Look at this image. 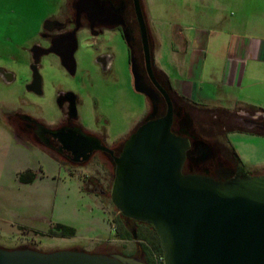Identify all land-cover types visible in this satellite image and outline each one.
Segmentation results:
<instances>
[{
  "label": "rangeland",
  "instance_id": "374dc122",
  "mask_svg": "<svg viewBox=\"0 0 264 264\" xmlns=\"http://www.w3.org/2000/svg\"><path fill=\"white\" fill-rule=\"evenodd\" d=\"M64 1L0 0V68L10 70L14 77L7 81L0 74V246L42 251H128L138 238L117 236L113 221L120 213L111 198L115 166L110 159L98 153L85 164H73L64 154L35 139L18 117L28 113L55 125L65 111L59 97L72 90L80 100L83 125L105 132L112 142L131 133L152 110L146 94L134 88L129 46L118 32L107 33L100 40L81 33L74 74L55 54L43 55L39 62L42 92L29 88L34 73L33 47L38 42L46 44L40 35L44 21ZM178 3L180 0H141L143 11L144 7L150 9L154 16H159L161 8L172 10ZM191 109L197 110L194 106ZM197 112V125L202 126L205 114L201 109ZM240 115L244 117L242 123L264 127V113L249 115L242 110ZM205 123L208 134L215 124L210 120ZM206 136L195 141L206 150L205 155L190 156L196 163L218 152ZM229 138L248 161L256 163L264 158V135L235 131ZM248 166L256 174L264 172L257 164ZM28 170L36 177L21 181L20 173ZM58 223L75 227L76 233L52 234L50 229ZM141 239L153 240L149 236Z\"/></svg>",
  "mask_w": 264,
  "mask_h": 264
},
{
  "label": "water",
  "instance_id": "95a60500",
  "mask_svg": "<svg viewBox=\"0 0 264 264\" xmlns=\"http://www.w3.org/2000/svg\"><path fill=\"white\" fill-rule=\"evenodd\" d=\"M149 75L164 95L162 116L142 122L125 141L120 154L79 127L53 131L75 160L89 159L94 150L113 154L116 164L111 198L125 215L152 224L159 235L164 264H264V172L226 180L202 173H185L192 141L173 130L175 107L152 69L148 27L141 0H134ZM49 48L35 45L33 80L41 93L39 62ZM63 64L67 66L64 61ZM135 90L150 95L131 55ZM75 69L71 72L74 73ZM255 122V120H251ZM0 264H142L119 253L69 248L42 251L0 246Z\"/></svg>",
  "mask_w": 264,
  "mask_h": 264
},
{
  "label": "crops",
  "instance_id": "0c3cea01",
  "mask_svg": "<svg viewBox=\"0 0 264 264\" xmlns=\"http://www.w3.org/2000/svg\"><path fill=\"white\" fill-rule=\"evenodd\" d=\"M180 2L161 8L159 16L144 7L154 60L176 91L202 106L264 108V0ZM237 151L264 171V158L255 163Z\"/></svg>",
  "mask_w": 264,
  "mask_h": 264
},
{
  "label": "flooded vegetation",
  "instance_id": "af4514ba",
  "mask_svg": "<svg viewBox=\"0 0 264 264\" xmlns=\"http://www.w3.org/2000/svg\"><path fill=\"white\" fill-rule=\"evenodd\" d=\"M64 2L65 3H60L57 9L50 13L49 17L44 21V29L41 31L40 35L41 38L46 41V44L38 42L35 45L49 48L51 51L47 54H55L60 58L62 64L65 61L67 64V66L63 64L65 68L71 74H74L77 70L76 54L80 47L81 33L85 32V34H89L88 37L94 38V40L102 39L107 33H120L129 46L130 62L131 55L134 54L141 81L150 92V95L144 94H146L151 101L153 107L150 114L143 122L153 117L152 113L155 105L158 108L155 117L162 116L164 114V107L167 104L164 95L151 79L146 67L144 45L134 0H65ZM148 34L152 54L153 73L157 81L161 84L157 78L158 66L153 57V36L149 27ZM43 55L45 54H42L41 57ZM109 55L110 53H108L107 57L109 61H111V56ZM141 55H143V61L141 60ZM72 69H75L74 73L71 72ZM0 71H2L6 77L13 78L12 74L5 69L0 68ZM79 103L80 100L75 91L70 90L62 93L59 97V104L63 106L65 110L64 116L55 125L45 123L40 118L34 117L28 113H19L18 117L23 120L24 129L29 131L35 139L40 140L52 150L64 154L73 164H85L96 154L102 153L110 159L116 168L113 154L102 149L94 150L89 159L75 160V154L62 146V143L53 131L58 129H65L67 131L68 128L79 127L86 133L100 138L104 145L113 149L114 155H118L122 152L125 141L138 126L131 133L127 132L128 134L126 133V136H122L123 138L121 137L118 140L109 142L105 132L95 131L83 125L79 116ZM174 107V130L177 133H184L187 131L186 135H188L192 141L191 156L196 157L205 155L206 150L203 146L195 142L197 138L200 140L199 137L202 135L198 130L196 121V119H198V107L194 106L197 110L191 109V105H187L185 101L175 102ZM210 146L214 151L218 152L205 162L196 163L193 161L191 170L221 180L237 176L235 162L230 157L223 155L217 145L210 142ZM122 223L125 228L131 231L132 236L138 238V241L133 249L116 253L134 257L142 264H154L155 252H152L148 244L141 239V237L149 236L154 242L160 243L159 235L154 226L148 222L128 216L122 217ZM103 253L113 252L104 251Z\"/></svg>",
  "mask_w": 264,
  "mask_h": 264
},
{
  "label": "trees",
  "instance_id": "16d2710c",
  "mask_svg": "<svg viewBox=\"0 0 264 264\" xmlns=\"http://www.w3.org/2000/svg\"><path fill=\"white\" fill-rule=\"evenodd\" d=\"M158 80L161 82L163 87L168 91L170 94L173 103L185 101L187 105L196 106L202 110L205 114V118L202 122L204 124L202 126H198L199 132L202 134L201 136L206 138L213 144L217 145L221 153L225 156L230 157L236 165L237 175L239 176H251L256 174L249 168L247 163L243 160L240 156L239 152L237 151L236 147L232 143L229 138V134L231 132L239 131V132H251L255 134L264 135V127L259 125H249L242 123L240 120L243 119V116H239V112L244 110L249 115H255L256 112L264 113V108L249 103H241L235 108H227V107H208L196 104L191 102L184 96L180 95L176 89L174 88L172 81L168 74L158 67ZM167 105L164 107V113L166 112ZM259 118V117H258ZM212 121L215 124V127L211 126L208 130L209 133L206 134L207 128L205 126V121ZM174 130V126H173ZM205 138V137H204ZM193 160L189 157L186 160V164L184 165L183 171L185 173H199L194 172L191 170ZM261 173V172H260ZM258 174V173H257ZM36 177V173L28 170L26 172L20 173V179L24 182H30ZM120 217L115 218L113 222L116 224L117 229V236L121 239H128L132 236V233L129 229L125 228L122 223V217L125 216L120 210ZM52 234L61 235V236H69L74 235L76 233V228L70 225L58 223L55 227L50 229ZM152 252H160L163 253L162 247L160 243H156L153 240H148L146 242Z\"/></svg>",
  "mask_w": 264,
  "mask_h": 264
},
{
  "label": "built area",
  "instance_id": "2783aa9c",
  "mask_svg": "<svg viewBox=\"0 0 264 264\" xmlns=\"http://www.w3.org/2000/svg\"><path fill=\"white\" fill-rule=\"evenodd\" d=\"M155 263L154 264H164V255L160 252H155L154 254Z\"/></svg>",
  "mask_w": 264,
  "mask_h": 264
}]
</instances>
